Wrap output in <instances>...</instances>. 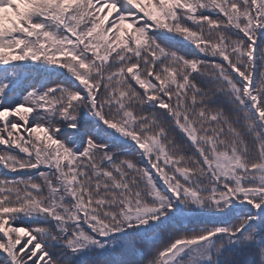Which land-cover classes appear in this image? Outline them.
Returning <instances> with one entry per match:
<instances>
[{
	"label": "snow or ice",
	"instance_id": "1",
	"mask_svg": "<svg viewBox=\"0 0 264 264\" xmlns=\"http://www.w3.org/2000/svg\"><path fill=\"white\" fill-rule=\"evenodd\" d=\"M0 146V264H264V0H0Z\"/></svg>",
	"mask_w": 264,
	"mask_h": 264
},
{
	"label": "trees",
	"instance_id": "2",
	"mask_svg": "<svg viewBox=\"0 0 264 264\" xmlns=\"http://www.w3.org/2000/svg\"><path fill=\"white\" fill-rule=\"evenodd\" d=\"M0 148H3V146H0ZM4 174H5V173H4V170H3L2 168H0V176H2V175H4ZM8 175H9V177H11L13 174L8 173ZM192 226L195 227L196 225L193 224Z\"/></svg>",
	"mask_w": 264,
	"mask_h": 264
}]
</instances>
